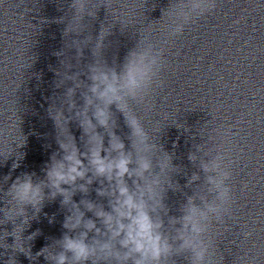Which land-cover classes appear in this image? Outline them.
<instances>
[{
    "label": "clouds",
    "instance_id": "clouds-1",
    "mask_svg": "<svg viewBox=\"0 0 264 264\" xmlns=\"http://www.w3.org/2000/svg\"><path fill=\"white\" fill-rule=\"evenodd\" d=\"M215 6V0H180L171 5L174 11L168 13L173 17L169 34L174 36L182 33L184 26L194 16H201ZM70 7L75 9V14L81 13L82 19L85 14L89 15L84 0H72ZM66 33H71L68 25ZM101 33L102 30L99 35L100 49L108 34L102 36ZM142 43L145 46L138 48ZM137 46L129 51L120 71L106 62L89 65L87 78L91 83L87 84L82 97V107L77 108L73 99L80 85L67 89L66 95L72 97L68 112L72 113L76 109L74 116L66 117L62 108L49 110L55 127H66L67 135L56 136L59 151L54 152L45 165L43 179L37 181L33 178L34 173H23L15 178L4 193L5 207L0 208L5 218L3 225L9 222L13 225L11 232L4 230L5 250L10 248L15 254L23 253L29 260L43 256L49 264H88L89 261L91 264H175L171 258L184 253H190L189 264H215L204 235L210 223H219L230 214L233 200L228 181L232 173L225 164L228 150H222L221 146L215 155H206L207 159H200L196 153L189 154L190 161L195 163L199 160L207 195L188 196L181 208L183 215L169 217L168 223L175 229V235L166 234L161 213L168 215L169 209L164 203L165 193L169 188H177L170 176L176 169L172 164V156L162 151L150 138L129 103L144 101L161 70L162 50H156L155 45L147 43V37L144 42L139 40ZM113 105L123 114L131 130L128 137L131 141L129 151L125 150V143L113 130ZM72 120H76L82 129L84 151H81L76 137L69 130L68 125ZM110 126L112 131L108 134V146L105 147L104 135L98 128L107 129ZM15 127L13 122L6 128H0V136L10 135ZM25 139L17 148L24 145ZM157 151H162L164 155L154 165L153 153ZM11 154L3 155L4 161ZM156 166L159 167L158 172L154 170ZM17 167L19 163L14 162L12 168ZM164 175H167V180L163 178ZM126 177L132 180V186H129ZM9 179L11 177L6 176L5 182ZM199 179V174L193 173L188 185ZM95 181H99L100 185L95 190L97 196L107 198L110 210L89 199L74 202L76 192L87 194ZM45 189H48L47 194ZM57 196L62 197L61 206L68 210L63 222V228L67 231L55 240L58 251H50L51 245H48L33 255L31 246L25 250L24 244L20 242L24 238L23 233L30 226V221L41 212L44 201H54ZM197 199L199 204L196 203ZM80 205L91 212L95 219H86ZM28 206L33 209L31 217L27 212ZM13 219L19 224H14ZM97 220L101 227L97 226ZM177 224L179 228L175 227ZM93 232L95 235L89 240V233ZM37 234L33 232L27 237L28 240H33ZM251 235V232L244 233L246 239ZM9 236L13 237L12 244L6 243ZM5 264H17L16 256L10 255Z\"/></svg>",
    "mask_w": 264,
    "mask_h": 264
}]
</instances>
